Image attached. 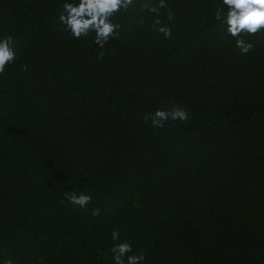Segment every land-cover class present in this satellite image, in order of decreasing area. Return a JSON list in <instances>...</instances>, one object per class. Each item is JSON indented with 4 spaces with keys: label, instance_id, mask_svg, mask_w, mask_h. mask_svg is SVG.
Returning a JSON list of instances; mask_svg holds the SVG:
<instances>
[{
    "label": "trees",
    "instance_id": "16d2710c",
    "mask_svg": "<svg viewBox=\"0 0 264 264\" xmlns=\"http://www.w3.org/2000/svg\"><path fill=\"white\" fill-rule=\"evenodd\" d=\"M143 2L99 48L61 30L63 0H0L18 56L0 79V260L112 264L119 229L144 264H264V35L242 56L219 0H168L165 40ZM173 105L189 119L144 122Z\"/></svg>",
    "mask_w": 264,
    "mask_h": 264
},
{
    "label": "clouds",
    "instance_id": "9594fccd",
    "mask_svg": "<svg viewBox=\"0 0 264 264\" xmlns=\"http://www.w3.org/2000/svg\"><path fill=\"white\" fill-rule=\"evenodd\" d=\"M137 0H63L62 11L57 20L64 33L73 39L92 36V45L105 47L115 39L121 24L115 21L118 13L133 8ZM161 10H164L163 12ZM142 11L151 18V31L162 35L165 40L173 35V23L176 15L171 10L168 0H146L142 3ZM226 32L235 41V48L240 55L249 54L255 47L248 37L264 35V0H219L213 13ZM165 17L162 19L161 17ZM144 24L143 17L139 19ZM18 59L16 42L12 36L0 37V79L6 75V69ZM27 71V66H24ZM189 119L186 108L173 105L170 109L158 108L152 113L144 114V122L150 121L152 127L163 128L170 121L185 122ZM65 199L73 206L87 210L92 196L86 192H64ZM100 214V209H93L92 215ZM113 244L109 249L112 264H144L146 255L134 251L132 243L120 240L119 229L111 232ZM0 264H13L10 259L0 260Z\"/></svg>",
    "mask_w": 264,
    "mask_h": 264
}]
</instances>
